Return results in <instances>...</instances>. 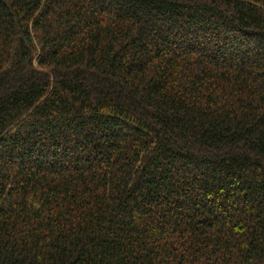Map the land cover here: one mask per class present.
Here are the masks:
<instances>
[{"label":"trees","instance_id":"1","mask_svg":"<svg viewBox=\"0 0 264 264\" xmlns=\"http://www.w3.org/2000/svg\"><path fill=\"white\" fill-rule=\"evenodd\" d=\"M0 264H264V0H0Z\"/></svg>","mask_w":264,"mask_h":264}]
</instances>
